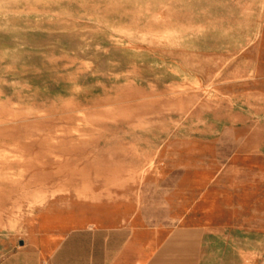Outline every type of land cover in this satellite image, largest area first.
Returning a JSON list of instances; mask_svg holds the SVG:
<instances>
[{"label": "rangeland", "instance_id": "obj_1", "mask_svg": "<svg viewBox=\"0 0 264 264\" xmlns=\"http://www.w3.org/2000/svg\"><path fill=\"white\" fill-rule=\"evenodd\" d=\"M263 15L264 0H0V236L147 175L195 188L233 125L264 124L226 93Z\"/></svg>", "mask_w": 264, "mask_h": 264}, {"label": "crops", "instance_id": "obj_2", "mask_svg": "<svg viewBox=\"0 0 264 264\" xmlns=\"http://www.w3.org/2000/svg\"><path fill=\"white\" fill-rule=\"evenodd\" d=\"M242 54L247 76L226 93L259 103L264 118V15ZM231 130L230 152L219 156L216 142L195 188L187 173L162 175L175 184L157 190L147 175L140 192L129 184L109 198L76 197L42 211L25 236H0V264H264V124Z\"/></svg>", "mask_w": 264, "mask_h": 264}, {"label": "bare ground", "instance_id": "obj_3", "mask_svg": "<svg viewBox=\"0 0 264 264\" xmlns=\"http://www.w3.org/2000/svg\"><path fill=\"white\" fill-rule=\"evenodd\" d=\"M71 127H72V125H71ZM75 127V126H74ZM71 129V128H70ZM68 130H69V128H68ZM64 131V130H63ZM67 133H68V131H67ZM59 134V133H58ZM61 134V133H60ZM69 141V140H68ZM59 142H61V141H59ZM66 142H67V140H66ZM69 145V144H68ZM72 146V145H71ZM73 147V146H72ZM66 149V148H65ZM171 150V149H170ZM68 155V154H67ZM72 160V159H71ZM66 167V166H65ZM64 167V168H65ZM163 174V173H162ZM173 189V188H172Z\"/></svg>", "mask_w": 264, "mask_h": 264}]
</instances>
